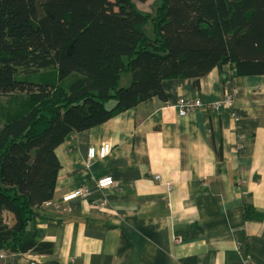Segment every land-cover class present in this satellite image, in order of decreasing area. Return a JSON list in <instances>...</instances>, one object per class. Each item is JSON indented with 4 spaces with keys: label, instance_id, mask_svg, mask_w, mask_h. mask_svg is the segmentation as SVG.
Masks as SVG:
<instances>
[{
    "label": "crops",
    "instance_id": "1",
    "mask_svg": "<svg viewBox=\"0 0 264 264\" xmlns=\"http://www.w3.org/2000/svg\"><path fill=\"white\" fill-rule=\"evenodd\" d=\"M224 70L165 80L164 99L68 134L54 196L27 228L54 252L0 264H264V75ZM182 98L203 106L181 115ZM104 144L111 153L90 160ZM80 187L86 197L63 200Z\"/></svg>",
    "mask_w": 264,
    "mask_h": 264
},
{
    "label": "trees",
    "instance_id": "2",
    "mask_svg": "<svg viewBox=\"0 0 264 264\" xmlns=\"http://www.w3.org/2000/svg\"><path fill=\"white\" fill-rule=\"evenodd\" d=\"M148 1L34 0V19L29 0H0V252H54L27 228L68 134L164 99L165 80L264 75V0Z\"/></svg>",
    "mask_w": 264,
    "mask_h": 264
},
{
    "label": "built area",
    "instance_id": "3",
    "mask_svg": "<svg viewBox=\"0 0 264 264\" xmlns=\"http://www.w3.org/2000/svg\"><path fill=\"white\" fill-rule=\"evenodd\" d=\"M230 102H233L232 98H229ZM215 108L219 107L220 103L219 102H214L212 104ZM203 106V102L200 99L196 100H191V99H186L182 98L178 101L177 108L179 110V114L181 115H187L189 112H191L193 109L199 108ZM112 151V146L111 144H104L100 148L96 147H89L87 150V156L90 160H94L97 158H105L108 156ZM159 177L156 176V179ZM114 183V179L111 176H106L103 178H100L97 181V186L99 188H107L109 186H112ZM87 196V189L85 187H80L77 188L76 190H73L69 194L63 197L64 201H69L78 197H86ZM5 255L4 252H0V256L3 257ZM245 264H252L250 263H245Z\"/></svg>",
    "mask_w": 264,
    "mask_h": 264
},
{
    "label": "rangeland",
    "instance_id": "4",
    "mask_svg": "<svg viewBox=\"0 0 264 264\" xmlns=\"http://www.w3.org/2000/svg\"><path fill=\"white\" fill-rule=\"evenodd\" d=\"M152 3V0H149L147 3H142V4H139L141 8L145 9V10H150V4ZM29 6H30V9H31V13H32V17L34 19H36V12H35V2L34 0H29ZM130 82H131V74L130 72H123L122 75H121V78L119 80V87H128L130 85ZM112 104V103H111ZM109 105V107H111L112 105ZM2 124H0L1 126ZM6 221L8 222V218H6ZM6 222V223H7Z\"/></svg>",
    "mask_w": 264,
    "mask_h": 264
}]
</instances>
